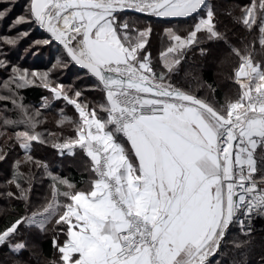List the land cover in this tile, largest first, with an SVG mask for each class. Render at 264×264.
I'll return each instance as SVG.
<instances>
[{"label": "snow or ice", "instance_id": "1", "mask_svg": "<svg viewBox=\"0 0 264 264\" xmlns=\"http://www.w3.org/2000/svg\"><path fill=\"white\" fill-rule=\"evenodd\" d=\"M11 11L0 10V21ZM131 13L164 22L169 42L159 62L150 51L154 24L138 26ZM221 16L258 29L259 51L255 40L233 44ZM21 25L27 30L0 37V101L12 105L0 111V161L22 154L3 195L23 206L0 222V264H213L233 224L246 237L237 247L251 246L253 218L264 219V0L219 15L208 0H26L9 31ZM33 30L46 35L32 39ZM26 38L25 57L50 53L43 68L10 58ZM221 44L228 52L214 51ZM208 65L238 86L234 98L220 103L181 86L192 81L214 94L202 79ZM68 72L71 83L60 80ZM89 78L91 87H81ZM32 85L48 92L39 107L20 96ZM53 110L58 131L47 127ZM37 146L60 156L78 150L89 186L53 174L34 157ZM22 166L30 176L22 178ZM33 169L49 178L50 193L35 205Z\"/></svg>", "mask_w": 264, "mask_h": 264}, {"label": "trees", "instance_id": "2", "mask_svg": "<svg viewBox=\"0 0 264 264\" xmlns=\"http://www.w3.org/2000/svg\"><path fill=\"white\" fill-rule=\"evenodd\" d=\"M212 3V9L215 10V12L219 15L221 12V9L223 7H227L230 5H237L239 7H243L244 5H248L251 0H213L210 1ZM26 3V0H17V3L15 5L8 3H0V10H2L5 6L11 7L12 11L11 13L0 23L2 26L0 27L1 33L3 35H8V36H13L17 33V31H9L8 27L12 23V21L19 15L24 13V5ZM238 14V12H237ZM131 19L137 21V25H146L149 23L154 24V33L151 39V48L150 51L153 54L152 56H155L156 61L154 63L159 62L161 57L160 53L164 50L163 49V44L162 41H167V37L165 36L163 32V21H158L154 17H145L142 14H137V13H131L130 14ZM10 20V21H9ZM8 26V27H7ZM23 26L19 30L24 31L27 30V25H21ZM220 28L221 30H226L227 35L229 37V40L233 44H237V46H243L240 44L241 40L244 41V43H252L254 40L256 41L255 43V48L257 51L260 49V45L258 43V29L255 32H249L245 30L242 26L235 24L231 18L228 16H221L220 17ZM46 35L42 33L41 31H35L33 30L31 33V38L36 39V38H43V36ZM155 37L158 38V43L153 40ZM25 41L24 45H29L30 40L25 39L22 40ZM160 43V45H159ZM162 44V45H161ZM20 46V45H19ZM19 46L16 48V50L19 48ZM219 49L220 51H227L228 48L224 47V45H218L214 46V50ZM226 49V50H225ZM24 50L22 51L19 48V51H15L16 54L10 56V58L13 61H17L19 59V63H21L24 67H40L43 68L47 64H43L42 60L45 56L50 57V53L45 51L42 56H40V61L39 59H35V61H31V56L30 57H25L24 56ZM46 53V54H45ZM199 58V53L198 50H194L193 52H190L188 54V63L190 64L191 61L196 60ZM262 57H257V59H261ZM186 67L188 64L185 65ZM227 75H231V69L226 70ZM216 70L214 66L208 65L206 67V70L202 74V79L205 84H211L215 89L216 92L212 94L213 98L215 101L223 103L225 99V95L228 94L232 96L233 98L235 97V94L238 92V86L235 85L231 80L226 79L225 76L224 82L225 84L219 85L217 78H216ZM183 75V73H181ZM3 78L5 77L4 73ZM74 74L72 72H68L62 76H60V80H62L65 83H71L74 79ZM177 81L179 78H176ZM79 84L80 82L77 81ZM195 82L192 81H181V86L184 89L191 88L192 84ZM227 84V85H226ZM81 87L84 88H90L91 87V78L89 80H85L83 84L80 85ZM194 94L201 96L200 90L194 89L193 90ZM20 95L23 97L24 103L29 105L30 107H39L41 103V97L44 95H48V92L46 89H43L42 87H36L35 85L29 86L26 89H22L20 91ZM88 99L89 100H99L100 99V94L96 92H90L88 94ZM7 105H10V102H6ZM63 106V105H61ZM58 114V110H53L51 113H46V118L48 121L47 127L50 131H58L56 124L54 123V120ZM69 115H72L71 112L68 113ZM22 155L21 153H13L8 156V159L5 161H0V222L4 221L5 219L11 218L10 213L13 211H19L23 206L22 204H17L15 202H9L5 196L3 195L4 192L6 191L4 185L7 179H10L12 176V171H13V166H14V160L19 158V156ZM33 155L37 160H41L43 163L47 164L49 166V170L52 171L53 174L55 175H61L64 177H68L72 179L74 182L77 183V186L80 187L82 186L85 181H86V176L87 172L86 171H81L78 163H80L78 160L85 158L83 154H81L78 150L75 156H60L57 154V151L55 149H52L48 146H37L34 148ZM78 161V162H77ZM20 173L24 174V177L26 178L27 176H30L31 173L29 172V169L27 166H22L20 168ZM36 173L35 180L33 181L32 185V202L33 205L38 204L43 202L45 196H49V178L46 176V174L43 173L42 170H35L33 169ZM27 186V184H25ZM5 210L7 211L8 215L5 214ZM234 226V224H233ZM238 230V227L236 228ZM246 237L241 235L238 232L233 231L232 227L228 233L227 239L224 242L221 253L219 257H216L213 259V264H216L217 259H222L223 264H231L233 261H240L241 258L243 257L244 259L247 260V264H260L261 258H264V238H256L252 240V244L248 249H239L237 247L238 243L242 240H245ZM40 244V247L42 249L43 255L51 260L53 259V254L51 250V246L48 242L47 239H41L38 241ZM7 252L6 249H0V257L5 255ZM245 253H247L245 255Z\"/></svg>", "mask_w": 264, "mask_h": 264}, {"label": "rangeland", "instance_id": "3", "mask_svg": "<svg viewBox=\"0 0 264 264\" xmlns=\"http://www.w3.org/2000/svg\"><path fill=\"white\" fill-rule=\"evenodd\" d=\"M210 1H213V0H208V3H209V7L210 8H212V3L210 2ZM218 1H222V0H218ZM22 15V14H21ZM144 18H145V16H144ZM10 21V20H9ZM2 26V24L0 23V27ZM8 27V26H7ZM23 26H19L18 28H16V29H13V31H17V32H20L21 30H19L20 28H22ZM8 29H9V27H8ZM2 36H4L3 35V33H1V31H0V37H2ZM155 42H156V44L158 43V38L157 37H155L154 39H153ZM24 42L25 41H21L20 42V46H19V48H20V50L22 51V49H26L27 47H28V45H24ZM168 38H167V41L165 40V41H162V44H163V49L165 50L166 49V45L168 44ZM161 44V45H162ZM159 45H160V43H159ZM19 48L16 50V48H14V49H11L10 51H9V56H12V55H15L16 54V52L15 51H19ZM216 50H214V51H219V52H223V53H226L227 51H220L219 49L217 50V48H215ZM163 50V51H164ZM226 50V49H225ZM46 54V53H45ZM161 54V53H160ZM153 54L151 53V58H152V60H153V62L154 61H156V58H154L155 56H152ZM161 57V56H160ZM49 56L47 55V56H45L43 59L44 60H42V59H40L39 58V60L38 61H40V60H42V63L43 64H47L48 63V61H49ZM31 59V61H35V57H31L30 58ZM210 66H212V65H210ZM214 66V65H213ZM214 68H215V66H214ZM215 70H216V78H217V81H218V83H219V85H221L222 86V84H225V82H224V77L222 76V75H218L217 74V69L215 68ZM1 75H3V73L2 72H0V81H2L4 78H3V76H1ZM5 75V74H4ZM227 85V84H226ZM192 87H191V89L192 90H194V89H197V90H200V92H201V96H203L204 98H207V99H213V96H212V93H209V91L206 89V88H200V87H198L197 86V84L196 83H194V84H192L191 85ZM7 94V92H6V90L4 89V87H3V84L2 83H0V96H2V95H6ZM21 96V95H20ZM22 97V96H21ZM8 107V108H11L12 107V105H11V103H10V105H7V103L5 102V101H0V111H2L3 110V108L4 107ZM30 107V106H29ZM238 226L236 225V224H234V226L232 225V229H233V231H234V233L235 232H238V233H240V229L238 228V230L236 229ZM264 238V227H260V225L259 224H257L256 226H255V224H254V228L252 229V236L251 237H247V239H251V240H254V239H256V238ZM0 260H5L6 261V254L3 256H1L0 257Z\"/></svg>", "mask_w": 264, "mask_h": 264}, {"label": "crops", "instance_id": "4", "mask_svg": "<svg viewBox=\"0 0 264 264\" xmlns=\"http://www.w3.org/2000/svg\"><path fill=\"white\" fill-rule=\"evenodd\" d=\"M86 160H88L87 157L78 160V161L80 162V163H78V166H79V168H80V170H81L82 172L85 171V170H84V163H85ZM78 161H77V162H78ZM89 180H90V177H89V174H87L85 183H84L82 186H80V187H81V188H87V187L89 186V184L87 183Z\"/></svg>", "mask_w": 264, "mask_h": 264}, {"label": "built area", "instance_id": "5", "mask_svg": "<svg viewBox=\"0 0 264 264\" xmlns=\"http://www.w3.org/2000/svg\"><path fill=\"white\" fill-rule=\"evenodd\" d=\"M254 224H255V226H256L257 224H259L260 227H264V219L253 218V226H252V229L254 228Z\"/></svg>", "mask_w": 264, "mask_h": 264}, {"label": "water", "instance_id": "6", "mask_svg": "<svg viewBox=\"0 0 264 264\" xmlns=\"http://www.w3.org/2000/svg\"><path fill=\"white\" fill-rule=\"evenodd\" d=\"M232 227V226H231ZM231 227H230V229H231ZM230 231V230H229ZM229 233V232H228Z\"/></svg>", "mask_w": 264, "mask_h": 264}]
</instances>
